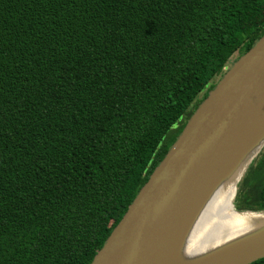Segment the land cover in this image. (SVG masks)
Listing matches in <instances>:
<instances>
[{
  "label": "trees",
  "instance_id": "trees-1",
  "mask_svg": "<svg viewBox=\"0 0 264 264\" xmlns=\"http://www.w3.org/2000/svg\"><path fill=\"white\" fill-rule=\"evenodd\" d=\"M263 35L264 0H0V264H90ZM233 207L264 212V147Z\"/></svg>",
  "mask_w": 264,
  "mask_h": 264
},
{
  "label": "water",
  "instance_id": "water-1",
  "mask_svg": "<svg viewBox=\"0 0 264 264\" xmlns=\"http://www.w3.org/2000/svg\"><path fill=\"white\" fill-rule=\"evenodd\" d=\"M263 147L264 35L197 106L90 264H251L264 258V212L235 211L255 216L223 243L187 247L193 235L203 237L197 223L214 193L228 183L237 189Z\"/></svg>",
  "mask_w": 264,
  "mask_h": 264
},
{
  "label": "bare ground",
  "instance_id": "bare-ground-1",
  "mask_svg": "<svg viewBox=\"0 0 264 264\" xmlns=\"http://www.w3.org/2000/svg\"><path fill=\"white\" fill-rule=\"evenodd\" d=\"M233 197L234 185L230 183L214 193L197 223V225L201 224L204 230L203 237L197 239L198 234L193 235L191 240L189 238L187 247H191L193 243L197 244V242L211 243L213 246L223 243L230 238L229 235V237L226 236L227 234L254 218L255 215L248 214L243 216L236 213L232 208Z\"/></svg>",
  "mask_w": 264,
  "mask_h": 264
},
{
  "label": "rangeland",
  "instance_id": "rangeland-1",
  "mask_svg": "<svg viewBox=\"0 0 264 264\" xmlns=\"http://www.w3.org/2000/svg\"><path fill=\"white\" fill-rule=\"evenodd\" d=\"M223 76V75H222ZM235 196H236V188L234 187V197H233V200H232V208L234 209L233 205H234V199H235Z\"/></svg>",
  "mask_w": 264,
  "mask_h": 264
}]
</instances>
